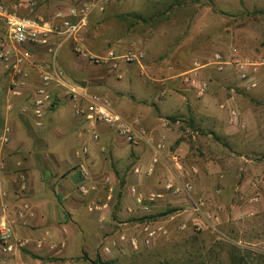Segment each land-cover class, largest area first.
<instances>
[{"label":"crops","instance_id":"1","mask_svg":"<svg viewBox=\"0 0 264 264\" xmlns=\"http://www.w3.org/2000/svg\"><path fill=\"white\" fill-rule=\"evenodd\" d=\"M35 1L38 4L37 13L49 20L57 13L66 15L68 9L80 0ZM124 1L108 7L104 13L96 12L97 17L101 20L107 17L106 14L114 13L117 17L121 13L131 12L128 2L122 5ZM228 9L231 7L228 6ZM130 39V35L120 37L117 43H127ZM186 44V40L171 43L168 45L171 58L165 54L162 62L151 60V65L146 67L151 75L150 80L155 81L152 71L156 72L160 64L168 65L166 68L170 72L175 57L173 50ZM114 47L119 52V46ZM208 69L202 70L203 79L211 82L210 89L204 95L188 91L182 82L169 91L155 92L149 88L140 91L134 84L135 71L131 66H123L114 83L101 78V83L106 86L103 89L108 90L114 108L126 117L141 119L152 142L150 145L145 141L129 145L116 132L101 125L98 126L100 140L79 139L82 141L80 150L75 155L70 153L64 164L60 160L69 153L64 155L52 149L53 144L59 141L55 133L63 127L62 121L57 120L58 110L47 113L45 127L39 130V139L29 138L28 141L23 139L20 130H29L32 121L18 111L7 110L10 98L3 89L4 93L0 95V126L4 122L9 123L13 136L11 143L2 151L4 167L0 169V222L13 224L21 237L35 242L43 240L44 246L38 248L32 244L2 264H89L82 259V254L94 259V242L99 243L100 256H104V245L122 234L134 235L138 233L139 226L146 222L165 225L183 215L187 206L194 207L201 200L212 201V205H223L225 214L222 221L232 226L233 238L230 239L233 242L236 241V234H247L249 221L260 218L264 223V190L256 185L264 177V171L241 169L243 172H228L231 168L230 158L221 157L212 149V137L219 129L214 114L220 97L217 85L222 81L229 86L231 80L221 77L220 81ZM0 87H6L2 80ZM259 91L251 90L249 96L253 98ZM239 98L240 95L233 89L228 90L224 103L219 106L227 115V120L221 126L226 132L249 129L246 112L250 110L249 116L252 118L255 115L249 109L255 103L250 100V107L245 110L239 105ZM14 101L19 104L23 102ZM224 104L226 108L222 107ZM231 109L237 112L232 122ZM14 115L19 117L18 121L12 118ZM52 130L55 131L54 138L48 134ZM84 130L85 126L81 128V131ZM31 141L35 147L25 153L21 146ZM159 145H163L164 150L160 152L158 162L153 164ZM85 146L90 149L87 157L81 155V149ZM197 149L203 152L200 157L195 155ZM174 155L179 156L178 163L173 161ZM185 180L192 181L194 193L174 195L164 190L167 182ZM82 184L93 190L87 196L80 194L84 198L81 201L79 196L73 194L72 188ZM132 189L137 190V196L132 194ZM96 194L98 201L94 199ZM152 194L161 197L151 202L149 198ZM257 195L259 199L256 203H248ZM24 204L29 206V211H24L22 217L20 210ZM250 212L254 216H247ZM145 218V222L140 221ZM131 224H134L133 228ZM114 225L127 228L115 232Z\"/></svg>","mask_w":264,"mask_h":264},{"label":"rangeland","instance_id":"2","mask_svg":"<svg viewBox=\"0 0 264 264\" xmlns=\"http://www.w3.org/2000/svg\"><path fill=\"white\" fill-rule=\"evenodd\" d=\"M127 2L132 11L121 13L117 17V14L114 13L106 14L107 17L100 20V17L96 15L98 13H93L88 27L82 32L85 44L84 51L103 56L109 50H114L115 45H118L121 50L119 52L116 50L119 54L130 49L142 50L146 57L141 65H123L124 67L131 66L132 70L135 71L134 84L140 91L146 88L155 92L164 89L169 91L181 82L179 76L192 68L194 58H200L207 62L215 53L228 56L232 50L236 49L244 57L259 61L264 60V0H126L122 5ZM228 6L231 9H228ZM128 35L132 39L127 43H117L120 37ZM184 40L187 41V44L172 52L175 57L170 72L166 68L168 65L160 64L156 68V72L152 71L155 81L150 80L151 75L146 69L151 65L150 61L160 60L162 62L167 54L169 55L168 58H171V53H168L170 51L168 45ZM53 51L56 66L63 72L64 80L67 83L86 82L89 93L106 95L111 99L108 90L103 89L106 86L101 83V78L110 79L111 83L116 82L123 66L118 72H111L108 68L99 66L90 61L89 58L77 54L71 42L56 46ZM207 71L219 77L220 81L221 77L231 80L229 86L226 85L227 83H221L222 81L217 85L220 97L217 100L216 113L214 114L219 129L218 133L212 137L215 142V144L212 142L211 145L213 151L221 157L228 156L230 158L231 168L228 172H243L241 169L248 170V172L264 171V88L256 89L260 90L259 93L251 98L249 96L250 91L239 86L231 69H227L223 73H219L213 68H209ZM231 89L238 96L240 95L238 103L245 110L250 107V100L255 103L253 108H249L255 113L253 118L249 116L250 110L246 112L249 129H236L226 132L224 128H221L227 120V115L226 112L221 111L219 106L224 103L227 92ZM53 104L58 110L57 120L62 121L63 127L57 129L55 134H57L59 141L53 144L52 149L53 151L59 150L58 152L64 155L69 153L67 157L60 160L64 164L67 158L71 156L70 153L75 155L80 150L82 141L78 140L90 141L91 134L86 128L81 131L85 124L75 118L72 104L61 92L60 87L54 89ZM12 118L15 121L19 120L16 115ZM243 120H245V116ZM30 127L27 131L20 130L23 139H39V129L35 128L33 124ZM53 130L48 133L52 138H54L53 133L55 132ZM99 133L101 134V131ZM207 135L209 134H203V136ZM34 147L33 141L21 146L25 153L30 152ZM195 155L200 157L203 152L197 149ZM61 170L63 172V169ZM79 187L72 188V192L75 196H79L82 201L84 198L83 196L80 197ZM98 197L96 194L94 199L97 200ZM208 204H212V201ZM185 211L183 215L165 225L158 221L160 224L157 226H163L167 233L163 234L151 246L140 247L138 251H132L126 243L118 242L117 247L113 249L110 255L101 257L112 264H159L167 255L168 257L172 255L181 256L183 249L179 253H175V249H179L180 243L184 240L197 236L207 249L215 242L221 245L234 244L242 252H248L256 258L252 264H264V223L260 221V218L249 221L247 234L245 236L236 234V241L233 242L230 239L233 238L232 226L226 221H223V224L219 226L222 237L210 232V230L197 232L193 225V219L197 217L193 205L187 206ZM114 226L116 227V225ZM130 227L133 228L134 224H131ZM121 228L127 227H116L115 232ZM118 239L119 237L115 240L118 241ZM161 250L165 252L163 255L157 256V251ZM151 252L156 253L150 257L149 253ZM98 255H101V247L99 243L94 242L92 257L96 258ZM85 256L88 257V254H82L84 261ZM220 259L222 264H230L226 247L221 251Z\"/></svg>","mask_w":264,"mask_h":264},{"label":"built area","instance_id":"3","mask_svg":"<svg viewBox=\"0 0 264 264\" xmlns=\"http://www.w3.org/2000/svg\"><path fill=\"white\" fill-rule=\"evenodd\" d=\"M122 1L80 0L68 9L66 15L57 13L52 19L46 20L37 13L38 4L35 0H0V80L6 83L5 88L0 87V95L4 89L10 98L7 110L18 111L22 116L30 119L35 128L42 130L45 127L46 115L54 103V89L60 87L61 92L72 104L75 118L85 124L94 142L100 140L98 126L103 125L116 132L129 145H138L143 141L150 145L152 139H148L141 119H129L118 112L106 95L91 94L87 88H83L78 83H67L63 72L55 62L54 48L71 42L77 54L108 68L111 72H118L123 65H141L146 55L138 49H130L121 54L111 49L103 56L84 51L82 32L88 27L93 13H104L108 7ZM206 68H213L219 73L231 69L239 86L247 91L264 88V60L244 57L234 49L228 56L215 53L207 62L194 58L192 68L179 76L188 91H196L199 95L207 93L211 82L202 77V70ZM14 100H23V102L19 104ZM222 107L226 108L227 105L224 104ZM230 113L232 122L237 112L231 109ZM12 136L11 125L4 122L0 126V169L4 167L2 151L11 143ZM162 150L164 146L159 145L153 164L161 158ZM89 154L90 149L87 146L81 149L82 156L87 157ZM172 159L176 163L180 160L178 155H174ZM82 171L85 173L84 167ZM257 183L256 185L264 190V177ZM91 189L86 184H82L79 192L87 196ZM164 190L174 195H189L195 192L191 180L167 182ZM132 194L137 196V190L132 189ZM160 197L161 195L152 194L149 200L154 202ZM258 199L257 195L248 203L254 204ZM194 210L197 217L194 218L193 225L197 232L210 230L214 234L223 236L219 230L225 213L223 205H212L208 204V201L201 200L195 204ZM24 211H29L27 204L22 206L20 216H24ZM247 216L252 217L254 213L250 212ZM157 225L149 222L141 224L138 233L131 236L122 234L118 241L112 240L104 245L103 253L110 255L118 242L126 243L132 251L151 246L167 233L163 226ZM32 244L42 248L44 241L35 242L30 238L21 237L16 233L13 224L0 222V264Z\"/></svg>","mask_w":264,"mask_h":264},{"label":"trees","instance_id":"4","mask_svg":"<svg viewBox=\"0 0 264 264\" xmlns=\"http://www.w3.org/2000/svg\"><path fill=\"white\" fill-rule=\"evenodd\" d=\"M56 109V106L53 104L49 112H53ZM146 220L147 219L145 218L140 221L145 222ZM180 244L181 247L179 249H175V253H179L180 250L183 249L181 256L172 255L168 257L167 255L161 262H159V264H222L220 256L221 251L224 250L225 247L227 248L230 264H252V262L256 259L250 253L242 252L239 248L234 246V244L227 243L221 245L215 242L207 249L203 246L197 236L186 239ZM164 252V250L157 251V256L163 255ZM155 253L156 252L149 253L150 257L155 255ZM85 261L89 264H112L111 262L104 260L100 255L94 259H90L85 256Z\"/></svg>","mask_w":264,"mask_h":264},{"label":"water","instance_id":"5","mask_svg":"<svg viewBox=\"0 0 264 264\" xmlns=\"http://www.w3.org/2000/svg\"><path fill=\"white\" fill-rule=\"evenodd\" d=\"M79 84H80L83 88H86V86H87L86 82H79Z\"/></svg>","mask_w":264,"mask_h":264}]
</instances>
